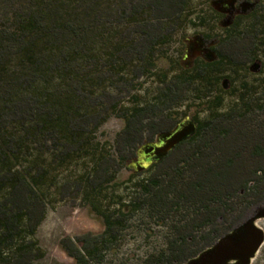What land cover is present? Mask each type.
<instances>
[{
    "label": "trees",
    "instance_id": "trees-1",
    "mask_svg": "<svg viewBox=\"0 0 264 264\" xmlns=\"http://www.w3.org/2000/svg\"><path fill=\"white\" fill-rule=\"evenodd\" d=\"M154 1L0 0V264H33L44 257L35 238L54 196L79 190L89 204L105 200L122 157L94 143L93 134L110 110L119 118L124 110L111 101L104 75L124 84L128 42L122 30L129 15L133 22L147 21ZM100 37L106 39L99 48ZM123 145L117 141L116 150L121 153ZM214 149L193 159V171L140 183L129 216L103 213L108 231H122L135 215L168 226L167 249L143 264H172L175 253L191 246L189 230L217 223L203 217L227 213L230 200L264 199V176L239 166L235 146ZM223 151L228 153L218 154ZM81 164L80 177L58 185L61 170ZM121 236L67 237L60 246L77 264H101ZM206 236L214 242L212 230Z\"/></svg>",
    "mask_w": 264,
    "mask_h": 264
},
{
    "label": "flooded vegetation",
    "instance_id": "flooded-vegetation-1",
    "mask_svg": "<svg viewBox=\"0 0 264 264\" xmlns=\"http://www.w3.org/2000/svg\"><path fill=\"white\" fill-rule=\"evenodd\" d=\"M154 2L156 6L148 8L147 21L136 23L129 15L124 25L128 42L124 76L128 73L132 78L126 86L132 92L141 88L144 94L118 104L124 114L119 118L121 128H112L113 140L123 141L124 149L121 153L115 149L122 157L115 170L122 172L124 179L116 184L185 168L193 171L197 163L193 159L215 154L214 148L226 143L235 146L232 154L243 170L264 176V0ZM183 2L184 7L176 6ZM187 131L185 140L170 147L176 134ZM224 153L228 151L218 154ZM113 184H106L103 202H86L103 220L104 231L68 238L85 241L121 234L108 231L102 216L115 214L117 219L132 212L129 203L110 197L108 186ZM230 202L233 206L227 213L224 209L218 216L203 217V221L217 223L203 225L202 232L193 231L191 225V246L185 256L175 253L172 264H188L264 206V199L251 202L240 197ZM256 225L264 231V218ZM210 230L215 238L212 243L206 236ZM203 236L207 238L201 239ZM249 264H264V243Z\"/></svg>",
    "mask_w": 264,
    "mask_h": 264
},
{
    "label": "rangeland",
    "instance_id": "rangeland-1",
    "mask_svg": "<svg viewBox=\"0 0 264 264\" xmlns=\"http://www.w3.org/2000/svg\"><path fill=\"white\" fill-rule=\"evenodd\" d=\"M124 29L125 26L122 30L123 34ZM105 39L106 37L98 39L99 48L105 43ZM107 48L109 49V47ZM127 75L128 73H125L124 86H121L116 83L109 72L105 73L107 90L113 103L118 101L121 105L123 103L127 104L132 101V97L135 95L141 96L144 94L141 88L136 92L127 89V81L132 79ZM136 85H138L137 82ZM149 85L153 87L154 84L151 82ZM118 113L110 110L104 124L93 134L94 143L106 147L107 152L115 156L116 142L113 140L112 128L113 126L118 128L122 126ZM88 166L91 165L88 164ZM82 172V164L81 166H72L69 170H61L58 185H61L66 177L71 180L80 177ZM150 178L151 175H145L129 180L128 184L118 186L116 183L122 182L124 176L122 172H117L115 185L108 186L112 189L110 190V197L112 199H122L128 204L131 202V197H134L138 192V185ZM107 212L110 214L112 211L108 209ZM124 225L125 228L121 232L120 243L104 252L105 258L101 264H143L149 256L158 255L167 249V242L171 239L172 234L165 224L150 222L144 215H135ZM104 229L103 220L97 217L90 210L89 204L86 203L85 193L75 190L58 194L49 202L46 219L39 227L35 238L39 248L44 252V257L37 259L33 264H75V261L69 258L61 248L60 241L67 236H75L79 233L84 235L89 231H104ZM187 251L182 253V256H185L184 254Z\"/></svg>",
    "mask_w": 264,
    "mask_h": 264
},
{
    "label": "water",
    "instance_id": "water-1",
    "mask_svg": "<svg viewBox=\"0 0 264 264\" xmlns=\"http://www.w3.org/2000/svg\"><path fill=\"white\" fill-rule=\"evenodd\" d=\"M188 133L189 131L176 134L170 147L185 140ZM262 218L264 206L258 207L252 218L222 237L214 246L188 264H249L264 243V231L256 225V221Z\"/></svg>",
    "mask_w": 264,
    "mask_h": 264
}]
</instances>
